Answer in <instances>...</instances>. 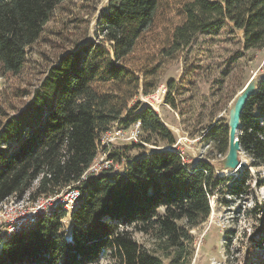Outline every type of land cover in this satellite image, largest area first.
I'll return each mask as SVG.
<instances>
[{
	"label": "trees",
	"instance_id": "16d2710c",
	"mask_svg": "<svg viewBox=\"0 0 264 264\" xmlns=\"http://www.w3.org/2000/svg\"><path fill=\"white\" fill-rule=\"evenodd\" d=\"M63 1L0 0L3 75L22 71L26 50ZM97 27V40L60 56L23 108L10 113L0 102V205L29 191L31 201L68 190L80 201L69 215L59 207L30 230L0 238V264H100L106 253L113 264H163L158 253L169 264H190L191 231L207 221L209 197L225 183L211 165L189 169L172 151L133 160L122 172L91 168L113 125L139 123L149 137L175 145L150 108L129 104L140 91L153 92L199 36L227 32L238 46L242 87L248 62L264 51V0H109ZM174 89L167 85L171 109ZM203 139L227 153V127L215 123ZM238 140L249 169L264 168V78L244 108ZM243 174L234 190L247 195L253 175ZM135 234L156 248H142ZM258 234L253 246L264 251V230Z\"/></svg>",
	"mask_w": 264,
	"mask_h": 264
},
{
	"label": "rangeland",
	"instance_id": "374dc122",
	"mask_svg": "<svg viewBox=\"0 0 264 264\" xmlns=\"http://www.w3.org/2000/svg\"><path fill=\"white\" fill-rule=\"evenodd\" d=\"M109 0H64L53 12L40 39L26 50V61L18 75H3L0 71V102L10 113L25 106L47 70L60 56L75 50L89 41H96L97 22L108 6ZM240 38V34H237ZM225 30L199 36L190 51L179 54L158 79V85L148 95L140 91L130 102L141 108H150L175 139L174 146L160 142L141 132L136 141L130 140L133 127L113 125L102 136L97 161L91 168L99 170L112 166L122 172L133 160L153 153L172 151L182 156L184 164L192 169L200 163L213 167L216 177L225 183L209 197L210 216L206 222L191 231L193 237L190 264H258L264 251L253 246L259 239L258 231L264 230V189L257 180L264 182V168L249 169L253 180L247 195L234 189L243 177V170L233 176H219L220 163L225 158L214 144L203 139L205 130L218 119L219 126L227 127L228 112L234 98L249 78L264 74V51L248 62L242 87H237L240 71L236 61L238 46L230 40ZM186 74V79L183 80ZM174 83L171 98L175 109L165 104L167 85ZM149 139L150 143H145ZM13 146H11L12 148ZM112 158V164L110 161ZM218 171V172H217ZM248 184H244V187ZM31 191L22 198L11 197L0 205V238L4 239L16 226L21 225L31 212L50 211L61 207L69 215L68 191L58 195L30 199ZM67 223V220L63 221ZM144 249L154 250L150 236L134 235ZM163 264H169L157 254ZM100 264H113L109 253Z\"/></svg>",
	"mask_w": 264,
	"mask_h": 264
},
{
	"label": "water",
	"instance_id": "95a60500",
	"mask_svg": "<svg viewBox=\"0 0 264 264\" xmlns=\"http://www.w3.org/2000/svg\"><path fill=\"white\" fill-rule=\"evenodd\" d=\"M264 74L257 77L253 74L246 82L234 98L233 103L228 112L227 129H228V149L225 158L221 161L220 171L227 172V176L248 168L247 162L240 157L241 148L238 140V132L240 129V119L248 100L257 93L258 86ZM218 122L215 120L214 124ZM224 175V176H226ZM219 176H223L222 174Z\"/></svg>",
	"mask_w": 264,
	"mask_h": 264
},
{
	"label": "built area",
	"instance_id": "2783aa9c",
	"mask_svg": "<svg viewBox=\"0 0 264 264\" xmlns=\"http://www.w3.org/2000/svg\"><path fill=\"white\" fill-rule=\"evenodd\" d=\"M141 132L142 131H141V127H140L139 123H135L133 125L131 131H130V140L136 141L138 139L139 135L141 134ZM181 158H182V156H181ZM182 160H183V158H182ZM183 162H184V160H183ZM67 198H68L67 204H68V206L71 207V210H72V208L77 206V204L80 202L79 201V194L76 191H70ZM52 210H54V209H52ZM52 210L42 211L39 213H37V211H33V212L29 213L24 218L23 223L21 225L14 227L5 238L12 236L14 234H17V233H21V232L30 230L35 225V223L39 217H41V216L48 217L51 214ZM64 211H65V209H64Z\"/></svg>",
	"mask_w": 264,
	"mask_h": 264
},
{
	"label": "bare ground",
	"instance_id": "6f19581e",
	"mask_svg": "<svg viewBox=\"0 0 264 264\" xmlns=\"http://www.w3.org/2000/svg\"><path fill=\"white\" fill-rule=\"evenodd\" d=\"M232 105V104H231ZM218 172V171H217ZM220 175L222 174L223 176L224 175H226L227 174V172H222V171H220V173H219ZM227 176V175H226Z\"/></svg>",
	"mask_w": 264,
	"mask_h": 264
}]
</instances>
